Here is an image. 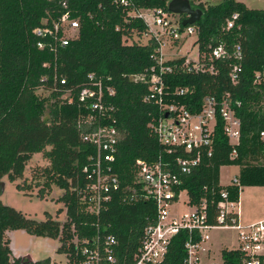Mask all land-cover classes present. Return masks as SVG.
Instances as JSON below:
<instances>
[{"label": "trees", "instance_id": "obj_1", "mask_svg": "<svg viewBox=\"0 0 264 264\" xmlns=\"http://www.w3.org/2000/svg\"><path fill=\"white\" fill-rule=\"evenodd\" d=\"M169 1L0 0V180H21L17 188H31L25 182L26 164L33 154L40 153L47 164L40 172L44 180L36 181L37 194H50L53 186L57 187L62 190L57 201L62 202L65 210L63 221L49 214L44 220H35L0 200V264H60L50 257H12L6 232L15 229L58 239L57 252L65 254L67 264H92L83 249L91 247L96 236L103 239L105 235L116 240L113 264L132 261L144 227L156 218L155 201L140 180L135 160L153 162L158 157L167 160L171 156L149 126L160 109L144 100L148 83L133 79L134 75L146 74L155 64L160 40L152 35L142 44L124 43L123 38L134 32L148 33L146 19L137 16L140 10L161 8L174 15L168 10ZM189 2L202 14L194 24L183 25L184 16L175 20L177 31L183 33L187 26H193L194 43L206 64L218 44L224 45L228 57L211 61L214 72L174 69L166 75L169 94L164 100L174 99L196 111L205 96L219 101L227 98L241 124L239 143L232 146L218 117L211 155H204L197 167L181 176L179 189L186 191L188 203L199 206L204 202L206 221L212 224L222 191L227 192L229 200L238 202L244 186H264V145L259 139V132L264 129V9L249 8L239 0ZM64 13L78 21L76 35L67 45L61 46L52 37H40L34 32L52 21L58 22ZM39 41L46 45L39 47ZM236 46L242 57L238 80L233 83L230 70ZM184 59L179 57L167 63ZM257 75L259 82H255ZM97 81L103 86V107H112L103 117L88 100L78 99L82 88L93 87ZM107 86L114 90L112 95L105 90ZM176 88L188 91L174 95ZM88 115L97 119L85 122ZM103 124L113 125L119 134L111 165L120 186L100 214L95 215L86 211L82 199L89 181L83 168L95 147L84 141L82 135ZM233 149L236 155L231 156ZM225 165L239 167L237 183L220 184V167ZM188 238L187 230L181 229L157 264H184V243ZM193 239L199 240L196 232ZM221 258L220 264H241L238 250L224 248Z\"/></svg>", "mask_w": 264, "mask_h": 264}, {"label": "built area", "instance_id": "obj_2", "mask_svg": "<svg viewBox=\"0 0 264 264\" xmlns=\"http://www.w3.org/2000/svg\"><path fill=\"white\" fill-rule=\"evenodd\" d=\"M147 13L154 14L155 24L162 28L161 34L167 35L169 49L172 50L174 46L178 45L181 34L177 31L176 22L173 24L169 13L161 8L140 10L137 12V16L145 18ZM231 25L232 21H229L227 26ZM77 27V19H71L69 13H64L58 22L52 21L51 25L45 24L36 28L34 32L40 37H52L61 46H64L76 35ZM184 32L193 33V26H187ZM145 34H152L160 40L154 59L155 64L147 70L146 74L134 75L133 79L148 83V92L144 96V100L157 104L160 109L159 116L149 126L158 142L171 157L167 160L158 157L153 162L141 158L135 160L140 180L146 185L148 195L155 201L156 218L154 222H150L144 227L141 242L133 254L130 264H157L162 261L172 237L181 229H186L189 233V238L184 243L187 252L184 264H220V262L207 263L202 260V253L204 252L208 257L210 251L208 248L205 249L202 244L209 239L208 231L214 228L236 231V246L229 247L228 250L240 252L241 264H264V218L241 223L238 202L229 200L226 191L221 192L215 222L212 224L206 221L204 202L199 206L190 205L187 199V204L191 207L189 212L172 213L173 205L178 201L182 191L179 189L182 182L181 176L190 173L193 168L197 167L204 155L210 156L212 153L218 117L223 121L222 131L232 146L239 143L241 124L227 98L219 101L214 96H205L200 109L196 111L188 109L184 104L174 99L164 100L165 96L169 94L166 89V75L172 73L174 69L188 73L214 72L215 69L211 61L227 58L228 51L224 45L218 44L211 50L207 58L208 64L204 62V55L201 60L199 53L196 60L180 56L185 57L182 62L168 64L167 61L175 58H164L163 41L160 39V34L149 29ZM37 45L44 47L46 44L39 41ZM233 57L235 62L231 65L230 79L236 83L242 57L239 46H236ZM88 77L93 79L91 74ZM259 80V75H257L255 82H259ZM93 84V87L82 88L79 91L78 99L81 102L88 100L92 109L98 111L103 117L106 115V111L112 107L110 105L109 108L103 107L101 81ZM105 90L108 95L114 93V90L109 86L105 87ZM187 91L185 88H176L173 94L184 95ZM235 104L239 105L238 102ZM96 119V116L88 115L85 122H94ZM118 136L117 129L111 124L98 125L92 131L82 135L84 141L95 147V153L89 157V163L83 168L89 181L83 189L82 199L86 206L85 209L89 213L99 215L112 200V192L120 186L119 178L113 172L111 165L117 152ZM259 139L264 145V129L259 132ZM234 155H236L235 149L231 153V156ZM229 183H237L236 174L232 176ZM195 232L199 236V240L196 241L193 239ZM90 245L91 247L85 246L83 249V253L89 257L88 263L90 261L93 262L92 264L115 263L116 240L112 235H105L103 239L101 236H96Z\"/></svg>", "mask_w": 264, "mask_h": 264}, {"label": "rangeland", "instance_id": "obj_3", "mask_svg": "<svg viewBox=\"0 0 264 264\" xmlns=\"http://www.w3.org/2000/svg\"><path fill=\"white\" fill-rule=\"evenodd\" d=\"M220 0H194L195 3H216ZM246 4L247 7L253 9H264V0H239ZM183 15L174 14L169 17L173 24L175 20L179 19ZM149 30L156 32L161 30V27L155 24V16L153 13H147L145 15ZM175 26V25H174ZM160 34V39L163 41L162 50L164 58H177L185 56L189 59L196 60L198 56L197 45L194 43L196 40V33L187 34L186 32L180 34L179 43L174 46L172 50L169 49V41L166 39V34H161V31H157ZM149 35L145 33L138 34L134 32L131 37L123 38L124 43L138 42L145 44L149 39ZM45 118L48 117V106L46 107ZM47 164V161L41 156L40 153L33 154L32 158L27 162L25 169V182H29L31 188L23 190L17 188L16 184L21 180L9 181L6 177L0 180V200L11 207L21 211L25 216L35 219L44 220L49 214L52 218L63 221L65 218V210L61 201H57V198L62 193V190L57 187L52 188L51 193L43 192V194H37L39 188L36 187V181L42 183L44 178L40 174L41 169ZM239 167L237 165H225L220 167V179L222 183L228 184L233 175L237 174ZM247 193V190L243 189L240 193ZM248 194V193H247ZM252 202H248V197L244 194H240L241 202L238 204V210L245 213L243 218H252L255 215H264V195L255 194ZM245 201V202H244ZM248 202V203H247ZM244 208V209H243ZM191 207L187 204V194L185 190H182L178 201L173 205L172 213H184L189 212ZM246 212H245V211ZM261 216V215H260ZM242 220V219H241ZM209 239L203 242L204 248L210 249L209 256H205L203 252L202 260L204 262H221V250L229 247L236 246V231L233 229L216 228L208 231ZM6 235L9 239V247L12 252V257H29L32 260H39L50 257L52 260L60 264H67V259L64 253L57 252L59 246L58 239L49 237L35 236L27 233L22 229L8 230ZM211 262V263H212Z\"/></svg>", "mask_w": 264, "mask_h": 264}, {"label": "water", "instance_id": "obj_4", "mask_svg": "<svg viewBox=\"0 0 264 264\" xmlns=\"http://www.w3.org/2000/svg\"><path fill=\"white\" fill-rule=\"evenodd\" d=\"M168 10L173 14L183 15V25L194 24L202 14L201 9L193 8L189 0H170Z\"/></svg>", "mask_w": 264, "mask_h": 264}, {"label": "crops", "instance_id": "obj_5", "mask_svg": "<svg viewBox=\"0 0 264 264\" xmlns=\"http://www.w3.org/2000/svg\"><path fill=\"white\" fill-rule=\"evenodd\" d=\"M222 167V166H221ZM219 181H220V184H222V185H226V184H224V183H222V181H221V179H220V176H219ZM243 189H245V190H247V193L245 192V193H239V201H238V204L241 202V197H242V194H244L245 195V197H246V195H247V197H248V202L250 201L251 203L253 202L254 203V201L252 200L253 199V197H255L254 195L255 194H257V193H259V194H262V195H264V186H244L243 188H242V190ZM241 190V191H242ZM240 191V192H241ZM240 194H241V197H240ZM245 202V201H244ZM247 202V203H248ZM244 209V208H243ZM239 211V220H240V222L241 223H249V222H252V221H256V220H258V219H262V218H264V215H262L263 214V212H261L260 213V215H255V216H253L252 218H246V217H242V216H246L245 215V213L242 211V213H241V211L240 210H238ZM245 211V210H244ZM246 212V211H245ZM242 219V220H241ZM214 229H216V228H214ZM205 249H207V248H205ZM209 253H210V251H209ZM221 259V258H220ZM222 262V261H221ZM220 262V263H221Z\"/></svg>", "mask_w": 264, "mask_h": 264}]
</instances>
